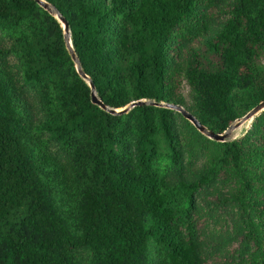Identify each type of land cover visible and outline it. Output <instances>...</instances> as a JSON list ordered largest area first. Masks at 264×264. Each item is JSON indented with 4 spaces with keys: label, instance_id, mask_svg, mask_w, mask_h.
Wrapping results in <instances>:
<instances>
[{
    "label": "trees",
    "instance_id": "1",
    "mask_svg": "<svg viewBox=\"0 0 264 264\" xmlns=\"http://www.w3.org/2000/svg\"><path fill=\"white\" fill-rule=\"evenodd\" d=\"M47 1L109 107L222 133L264 100V0ZM0 264H264V111L226 141L112 114L58 18L0 0Z\"/></svg>",
    "mask_w": 264,
    "mask_h": 264
},
{
    "label": "water",
    "instance_id": "2",
    "mask_svg": "<svg viewBox=\"0 0 264 264\" xmlns=\"http://www.w3.org/2000/svg\"><path fill=\"white\" fill-rule=\"evenodd\" d=\"M37 1L42 7H44L46 10H48L51 14L55 15L58 18V20L62 23V25L64 27L65 39L67 42V46H68V49L72 55L73 60L76 63L78 72L80 73V75L82 77H84L89 82V84L92 88L93 102L96 104H99L102 108L106 109L107 111H109L112 114H123V113L128 112L133 107H135L137 105H143V104H152V105H156V106H164V107L172 108V109H175L177 111L182 112L186 118H188L203 134H205L209 138H212V139L217 140V141H226L227 138L231 135V133L236 128L240 127L241 125H243L244 123H246L248 121L252 122L256 116L260 115L264 111V100H263L259 104H257L254 108H252L243 117L235 120L224 132L216 133V132L212 131L211 129H209L206 125L202 124L193 113L189 112L186 108H184L181 105L168 104V103H164V102H156V101H152V100L141 99V100H138L135 102H131L122 108L109 107L97 95L95 83L83 70L81 59H80L79 55L77 54V52L75 51L74 46H73L69 22L66 20V18L61 14L60 10L53 3H50L47 0H37Z\"/></svg>",
    "mask_w": 264,
    "mask_h": 264
},
{
    "label": "rangeland",
    "instance_id": "3",
    "mask_svg": "<svg viewBox=\"0 0 264 264\" xmlns=\"http://www.w3.org/2000/svg\"><path fill=\"white\" fill-rule=\"evenodd\" d=\"M251 125H252V122H250V124L248 125V126H246V127H244V128H242L241 129V131H239V133L237 134V133H231V135L227 138L228 140H231V139H234V138H236V137H239V136H241L242 134H244L250 127H251ZM239 128V127H238ZM237 129V128H236ZM235 129V130H236Z\"/></svg>",
    "mask_w": 264,
    "mask_h": 264
},
{
    "label": "bare ground",
    "instance_id": "4",
    "mask_svg": "<svg viewBox=\"0 0 264 264\" xmlns=\"http://www.w3.org/2000/svg\"><path fill=\"white\" fill-rule=\"evenodd\" d=\"M241 126H242V125H241ZM241 126H240V127H241ZM240 127H239V128H240ZM237 129H238V128H237ZM237 129H236V130H237ZM236 130H234V131H233V133H237V131H236Z\"/></svg>",
    "mask_w": 264,
    "mask_h": 264
}]
</instances>
